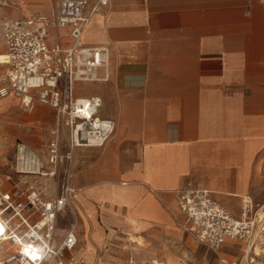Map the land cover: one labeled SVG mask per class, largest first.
Listing matches in <instances>:
<instances>
[{
  "label": "crops",
  "instance_id": "1",
  "mask_svg": "<svg viewBox=\"0 0 264 264\" xmlns=\"http://www.w3.org/2000/svg\"><path fill=\"white\" fill-rule=\"evenodd\" d=\"M56 1L7 0L0 26L50 19ZM48 33V45L70 47L68 29ZM82 41L108 50L107 67L97 70L106 79L77 84L75 95L100 98L98 117L113 132L101 146L71 151L74 216L56 215L57 243L74 226L67 255L84 264H119L126 237L138 264H219L181 229L175 194L208 190L239 214L231 206L240 209L247 167L264 145V0H109ZM3 46L0 32V54ZM9 94L0 99V151L14 142L44 153L55 111L37 102L26 110ZM59 152L65 158L68 146L60 142ZM242 254V242L227 240L218 255Z\"/></svg>",
  "mask_w": 264,
  "mask_h": 264
},
{
  "label": "built area",
  "instance_id": "2",
  "mask_svg": "<svg viewBox=\"0 0 264 264\" xmlns=\"http://www.w3.org/2000/svg\"><path fill=\"white\" fill-rule=\"evenodd\" d=\"M7 0H0V6ZM109 0H97L88 9V0H57L52 18L41 15H27L20 19H5L0 32L5 47L0 65L4 68L0 99L9 93L20 99L24 109H30L34 102L49 106L55 111L58 123L68 130L69 154L62 158L59 152V129L54 131L47 149L48 170L38 157L25 145L15 146V171L43 177H54L61 169L60 195L51 201H43L37 196L29 198L33 212L16 213L19 222L11 226V219H5L6 238L17 250L0 259V264H84L83 259L67 255L76 245L74 226L57 244L55 238L56 215L67 210L74 216L72 186L73 165L71 151L82 146H101L113 132L109 120L98 117L101 106L96 96L78 97L77 84H86L106 79L97 77V70L106 68L108 50L89 48L83 45L82 33L91 16L107 6ZM50 29H68L70 47L61 48L58 43L48 45ZM97 125H100L97 126ZM176 203L184 221L183 232L199 245L205 247L217 258L219 264H252L254 247H260L264 259V203L254 205L251 200L242 202L239 214L234 216L203 189L186 186L176 192ZM11 207L9 196H2ZM21 208V204H17ZM39 219L30 223L33 215ZM227 240L243 242L248 247V256L243 260L227 261L218 254ZM20 241L27 242L29 249L37 253L31 258L25 254Z\"/></svg>",
  "mask_w": 264,
  "mask_h": 264
},
{
  "label": "rangeland",
  "instance_id": "3",
  "mask_svg": "<svg viewBox=\"0 0 264 264\" xmlns=\"http://www.w3.org/2000/svg\"><path fill=\"white\" fill-rule=\"evenodd\" d=\"M85 32V31H84ZM84 35V34H83ZM1 66V65H0ZM2 72H4V68L1 66ZM3 76V73H2ZM12 94V93H11ZM8 94L6 97H8ZM14 95V94H12ZM15 96V95H14ZM2 100V99H1ZM29 110V109H26ZM57 126L54 131L59 129V135L61 137V144L63 146H67L68 143V130L66 127L61 126L58 123L56 117ZM260 142L258 146V153L255 157H252V163L246 175L244 176V182L242 183V196L248 197L254 205H260L264 203V145ZM39 159V161L43 164L44 168L41 172H45L48 170L47 166V150L44 153H37L31 150ZM66 151L65 147L63 148V152ZM250 159L246 158L248 161ZM15 143H7L6 148L0 151V222L4 223L5 219H11L10 223L13 225L19 222L18 216H15L16 213L28 214L27 212H33L35 207H31L29 205V198H33L37 196L39 199L43 201H51L59 197L60 195V185H61V176L62 172L60 169L59 175L56 174L54 177H43L40 175H30L29 173L19 174L15 171ZM245 174V173H243ZM9 196V203L11 207L4 211V207L7 205L2 202V196ZM241 201V200H240ZM21 204V208H17V204ZM241 205V203H240ZM223 206V205H222ZM233 210L237 211L236 215L239 213V209L235 205L231 206ZM225 208V207H224ZM39 219L38 215L35 214L30 219V223H33ZM129 239L124 238V244L120 246L122 254L124 255V260L119 264H138L135 262L137 260L136 254L132 253L134 247L128 241ZM194 241V240H193ZM195 242V241H194ZM54 243H57V238H54ZM140 243V240H137V244ZM2 249H0V258L7 257L17 250V245L11 246L8 241H1ZM199 247L203 249L204 253L212 254L205 247L199 245L195 242ZM144 247V246H143ZM142 247V248H143ZM247 246L242 242V257L244 256V249ZM213 255V254H212ZM135 256V257H134ZM214 256V255H213ZM256 261H264L257 260ZM53 264V262L51 263ZM100 264H110V263H100ZM147 264V263H145ZM152 264H158L157 262H152Z\"/></svg>",
  "mask_w": 264,
  "mask_h": 264
},
{
  "label": "bare ground",
  "instance_id": "4",
  "mask_svg": "<svg viewBox=\"0 0 264 264\" xmlns=\"http://www.w3.org/2000/svg\"><path fill=\"white\" fill-rule=\"evenodd\" d=\"M87 26H88V25H87ZM87 26H86V27H87ZM85 29H86V28H85ZM85 29H84V31H85ZM84 31H83V33H82V37H83ZM3 47H4V46H3ZM2 60H3V57H2V54H0V62H2ZM5 97H6V96H5ZM97 126L100 127V125H97ZM203 190H204V189H203ZM206 191H208V190H206ZM208 192L211 193L210 191H208ZM247 200H249L248 197H244V196H242V202H245V201H247ZM7 226H8V225H4V223L0 222V239H1V241H5V239H6V238H3L2 236H6L5 231H6V227H7ZM10 228H13V227L11 226ZM15 245H16V244H15ZM20 245H21V247H22L23 252H24L25 254L29 255L31 258H34V257L37 256V253H36V252H34V251H32L31 249H29V247H28V243H27V242L20 241ZM2 248H3V247H2V244H0V249H2ZM253 253H254V255L256 256V258H255V259L253 258V263H252V264H264V261H256V259H257V260H262V259H263L262 256H261V250H260V247H258V246L256 245V246L254 247ZM0 254H1V252H0ZM244 256H245V257H242L243 260L248 256V247L244 249ZM0 259H1V258H0Z\"/></svg>",
  "mask_w": 264,
  "mask_h": 264
}]
</instances>
